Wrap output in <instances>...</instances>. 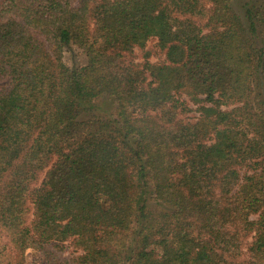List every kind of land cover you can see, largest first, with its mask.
Segmentation results:
<instances>
[{"label":"trees","instance_id":"16d2710c","mask_svg":"<svg viewBox=\"0 0 264 264\" xmlns=\"http://www.w3.org/2000/svg\"><path fill=\"white\" fill-rule=\"evenodd\" d=\"M217 227L264 264V0H1L0 264H228Z\"/></svg>","mask_w":264,"mask_h":264},{"label":"rangeland","instance_id":"374dc122","mask_svg":"<svg viewBox=\"0 0 264 264\" xmlns=\"http://www.w3.org/2000/svg\"><path fill=\"white\" fill-rule=\"evenodd\" d=\"M1 1V0H0ZM258 0H234V7L239 12H243L244 4L254 2ZM261 1V0H259ZM241 14V13H240ZM242 15V14H241ZM146 50L149 52L150 60L153 62H161L164 58L163 54L157 46V39L152 38L148 41ZM135 58L137 62L144 60V56L141 50L137 49L135 52ZM87 56L85 51L77 45H71L65 48L64 62L68 67H79L87 64ZM192 111L188 113V120L194 121L199 116L197 107L191 105ZM116 110V103L108 96L102 97L93 103V107L89 111H83L80 115V119L86 120L92 116L100 118L112 117ZM150 205L153 209H158L159 206L156 202L151 200ZM214 237L219 247L222 248L228 256V264H245L243 257L239 258L237 255V245L230 241L226 236V231L222 227H217L214 231ZM245 244V243H244ZM65 250L59 254L63 258H70L79 253L75 245L70 241L65 243ZM242 251L245 253V245H243ZM246 258L247 256L244 255ZM50 257L47 254L39 252L37 250L28 249L25 256L24 264H50Z\"/></svg>","mask_w":264,"mask_h":264}]
</instances>
